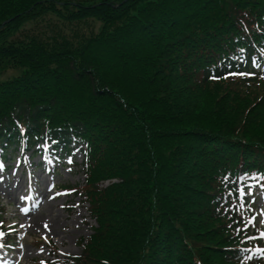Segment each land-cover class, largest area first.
<instances>
[{
  "label": "trees",
  "instance_id": "16d2710c",
  "mask_svg": "<svg viewBox=\"0 0 264 264\" xmlns=\"http://www.w3.org/2000/svg\"><path fill=\"white\" fill-rule=\"evenodd\" d=\"M9 68L1 143L17 120L30 144L87 147L96 227L68 264H237L222 249L244 229L235 175L264 169V95L230 81L264 69V0H0Z\"/></svg>",
  "mask_w": 264,
  "mask_h": 264
},
{
  "label": "rangeland",
  "instance_id": "374dc122",
  "mask_svg": "<svg viewBox=\"0 0 264 264\" xmlns=\"http://www.w3.org/2000/svg\"><path fill=\"white\" fill-rule=\"evenodd\" d=\"M21 32L39 36V30L33 29L32 23L26 24ZM20 75L21 69L9 68L5 72H0V82H8ZM64 85L70 91L75 92V95L70 98L80 93L79 88L71 86L69 82ZM259 88H263V86L261 85ZM125 89L128 92L132 90L129 82L125 83ZM57 90L59 96H66V92L60 87ZM238 118L235 125L240 127L241 117ZM262 121L264 122V119ZM259 132L264 137L263 129ZM44 153L45 156L39 153L32 161L27 162V167H16L14 164L12 169L6 173L0 172V209H3L1 226L8 229V232L14 229L12 234L16 238L5 252L0 246L1 264H37L39 260L44 261V264H57L58 261V264H62L61 262L66 257L78 255L81 252L80 242L92 233V228L95 226L87 213L88 206L84 203V198L76 194L73 196L72 193H67L64 190V187H76L78 191L84 189V177L79 168L80 154L75 151L72 164H69V159L56 156L47 161L45 171H42V167L37 171L34 167L29 169V164L41 163L43 156L47 157V153H51V151L45 150ZM28 155L26 153L25 156ZM53 162L56 165L57 174L55 176L51 175ZM5 163L0 161V165L3 167ZM26 169L27 172H25ZM25 183L31 185V189L39 191L38 197L42 200V206L39 209L42 212V217H37L32 222L31 216L24 215V208H27L30 203ZM55 184L60 185L58 189L52 188ZM26 199L25 205L22 206V201L24 204ZM49 214L58 217V226L55 227L54 234H49L44 227L45 223H42L44 216L49 220ZM50 255H54L55 259ZM250 256L253 257V255Z\"/></svg>",
  "mask_w": 264,
  "mask_h": 264
},
{
  "label": "bare ground",
  "instance_id": "6f19581e",
  "mask_svg": "<svg viewBox=\"0 0 264 264\" xmlns=\"http://www.w3.org/2000/svg\"><path fill=\"white\" fill-rule=\"evenodd\" d=\"M39 208H40V205L38 206L37 210ZM37 210L34 213H36ZM31 217H32L31 218V222L33 220L35 221L37 219V217H40V218L42 217V212H39V214H35V215L31 216ZM48 218H49V220L47 219V217L44 216L43 217L44 222H42V223L47 224L46 231L49 234H54L55 233V227L58 226V217L55 216L54 214H49ZM57 235H58V233H57Z\"/></svg>",
  "mask_w": 264,
  "mask_h": 264
},
{
  "label": "snow or ice",
  "instance_id": "6c2138e0",
  "mask_svg": "<svg viewBox=\"0 0 264 264\" xmlns=\"http://www.w3.org/2000/svg\"><path fill=\"white\" fill-rule=\"evenodd\" d=\"M236 74L243 76V75H251L252 73H245V72H242V73H233V75H236ZM69 163H71V158H69ZM2 167L3 166L0 165V168H2ZM69 171H70V169H69ZM261 215H264V213H261ZM251 222L252 221L250 220L248 223L250 224ZM260 223L261 224H264V220H261ZM245 226H247V225H245ZM44 227L47 228V224H45ZM0 234H2V233H0ZM261 236H264V233H261ZM41 250H43V249H41ZM41 264H44V261H41Z\"/></svg>",
  "mask_w": 264,
  "mask_h": 264
}]
</instances>
